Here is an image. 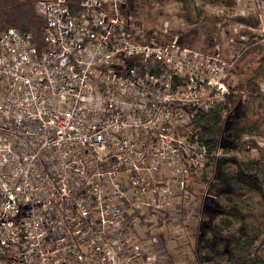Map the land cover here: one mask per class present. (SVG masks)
Masks as SVG:
<instances>
[{
  "label": "built area",
  "instance_id": "1",
  "mask_svg": "<svg viewBox=\"0 0 264 264\" xmlns=\"http://www.w3.org/2000/svg\"><path fill=\"white\" fill-rule=\"evenodd\" d=\"M34 7L42 45L0 26V264H187V184L223 154L192 120L238 55L159 39L126 0Z\"/></svg>",
  "mask_w": 264,
  "mask_h": 264
},
{
  "label": "trees",
  "instance_id": "2",
  "mask_svg": "<svg viewBox=\"0 0 264 264\" xmlns=\"http://www.w3.org/2000/svg\"><path fill=\"white\" fill-rule=\"evenodd\" d=\"M34 1L0 0V26H12L30 33L36 43L42 45L45 21L36 11ZM126 2L129 9L148 24L166 14L164 10L169 4L175 6V13L185 25L182 27L184 29L180 28L172 35L178 34L181 43L191 46L199 45L196 43L200 41L202 30H208L218 22L222 25L219 27L216 25L218 32L216 40L222 39L226 24L222 21L227 11L231 12L230 17L227 15V21L232 23L231 25L241 24L256 31L262 20L259 19L260 15L253 17L235 13L237 0H126ZM148 29L152 33L156 28ZM241 36L238 35V40H235L230 35L228 37L230 43L227 45L219 40L224 46L221 48L222 55L229 57L237 54L238 67L241 57L243 60L247 54L256 51L257 67L247 66L242 69L244 81L231 89L222 103L207 111L196 112L192 120L191 129L206 143L209 151L214 152L219 148L223 154L213 156L210 168L201 175L192 174L187 184L188 190L192 193L191 200L198 206L195 213L197 217L191 218L187 225L192 240L185 242L176 239L173 244L171 243L175 250L184 247L186 243L188 252L184 257L189 261L187 264H264V245L259 248L256 243L264 234V207L254 211L250 201L245 200L246 193L264 200V148H259L254 139L250 141L243 139L245 136L260 135L264 128V97L260 87V80L264 79V45L260 44L262 38L258 33H249V39L239 40ZM157 38L166 39V36L158 32ZM212 39L214 37L209 35L208 43H211ZM238 42L241 45L237 47ZM234 90L237 92H233ZM235 110L238 113H235ZM243 146L248 153L249 149L257 148L259 155L246 160L239 159L236 154ZM201 184L205 186L204 189L199 187ZM217 197L221 198L222 202L215 201ZM207 201H211L209 205ZM211 204L213 205L210 206ZM234 223H238V227H235ZM174 256L176 253L171 255L170 263L173 262Z\"/></svg>",
  "mask_w": 264,
  "mask_h": 264
},
{
  "label": "rangeland",
  "instance_id": "3",
  "mask_svg": "<svg viewBox=\"0 0 264 264\" xmlns=\"http://www.w3.org/2000/svg\"><path fill=\"white\" fill-rule=\"evenodd\" d=\"M175 6L173 5H168L166 10H164V15H162L161 17H158V19H156L155 21L151 22V23H145V21H143L142 19H139L140 16H137L136 19L140 20L147 28H156L157 31H159L160 28L164 27V23L167 22V29H169L170 31L169 32H161V33H164V35L166 36V39H168L169 36L172 35V33L174 32H177L180 27H179V17L177 16V14L175 13ZM234 11L235 13L239 14V15H244V16H248V15H252L253 17H258L259 16V19L261 18V24L259 26V29L258 30H251L250 28L246 27L245 25H241V24H233L231 25L232 23H229V21H227L228 17L227 15L230 17V13L229 11L226 12V15L225 17L223 18V21L222 22H225V26H224V33L223 35H221V38H219V40L221 42H223L224 44H228L230 43V40H229V36H233L235 40H238L237 37L238 35H242L239 40H242V39H249V33H258L260 36H261V40H260V44L264 45V33L262 32V28H264V0H237V5L235 6L234 8ZM258 19V18H257ZM211 22L213 23V20H211ZM216 25L219 27L221 24V22H218L216 23L214 26H210V28L207 29H204L201 31L200 33V41L197 42L196 44H199V45H194L196 47H206L209 43L207 41V37L209 35H212V37H214L215 39V43L218 44L220 46V48L224 47L223 44H221V42H219V40H216V38H218V32L216 30ZM234 29H237V31L235 32ZM222 32H220L221 34ZM238 33V34H237ZM243 33V34H241ZM208 35V36H206ZM224 39V40H223ZM207 41V42H206ZM239 45H241L240 42L236 43V46L238 47ZM233 49H235L233 47ZM236 50V49H235ZM243 57L240 58V61L238 62L239 63V66L236 68V73H235V76L233 78V85L234 87H237L238 83L240 82H243L244 81V78H243V75L241 74V70L244 69L245 67L247 66H250V67H257V58H258V55H257V52L254 51V52H250L249 54H247L245 56V58L243 60H241ZM249 60L246 64L245 61ZM244 64V65H243ZM260 87H261V91L263 93V97H264V79H261L260 80ZM237 110V109H236ZM235 110V113H238V111ZM244 140L247 139V140H251V139H254L256 141V144L259 148H264V128L262 129V132L260 135H250L249 137L248 136H245L243 138ZM257 148H254V149H249V153L248 152H245V147L243 146L242 149H239V153L236 154L237 157H239V159H242V160H246V159H249V158H255L257 157L259 154H258V150H256ZM233 154V153H232ZM249 197H253L252 199H249ZM249 200L251 205L253 206L254 208V211L257 210V209H261L264 207V200L262 198H257L255 197V195L253 196L251 193H246V197H245V200ZM215 201H218L219 202H222V199L219 197H217V199H214ZM211 201H207V204L209 205ZM213 204H211L210 206H212ZM205 212H208L206 211L205 209ZM208 214L210 215V213L208 212ZM208 215V221H209V218L210 216ZM206 220V219H205ZM234 226L235 227H238V223H234ZM176 241V239H173V241L171 242L172 244ZM257 243V247H263L264 245V234L259 238V240L256 242ZM185 262H189L188 259H185Z\"/></svg>",
  "mask_w": 264,
  "mask_h": 264
}]
</instances>
